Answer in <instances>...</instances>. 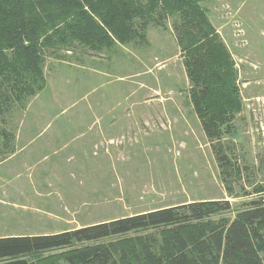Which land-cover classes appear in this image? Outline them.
<instances>
[{
	"label": "trees",
	"instance_id": "obj_1",
	"mask_svg": "<svg viewBox=\"0 0 264 264\" xmlns=\"http://www.w3.org/2000/svg\"><path fill=\"white\" fill-rule=\"evenodd\" d=\"M207 1L0 0V159L13 144L9 116L45 87L47 56L145 48L147 30H166L171 20L189 103L223 176L231 164L218 143L242 102L234 60L202 5ZM231 213L228 201L203 200L59 233L0 238V264H264V193L233 219ZM52 252L59 258L46 255Z\"/></svg>",
	"mask_w": 264,
	"mask_h": 264
},
{
	"label": "rangeland",
	"instance_id": "obj_2",
	"mask_svg": "<svg viewBox=\"0 0 264 264\" xmlns=\"http://www.w3.org/2000/svg\"><path fill=\"white\" fill-rule=\"evenodd\" d=\"M202 5L238 73L242 110L218 143L225 149L231 168L220 174L212 145L189 103L188 80L168 20L166 30L156 26L147 30L148 47L123 50L126 46H116L117 55L100 54L104 57L100 65L96 60L84 62L101 67L107 77L64 71L67 80L56 85V91L64 101L66 98V109L59 116L54 113L52 122L85 118L82 121L87 123L115 119L132 124L118 128L120 135L114 139H101V151L110 154L111 164L115 152L117 175L101 177L100 199H86L84 207H61L58 211L69 223L38 231L82 227L203 200L228 201L232 206L228 218L233 219L236 211L263 195L264 0H209ZM79 52L56 55L75 64L72 58ZM52 59L47 56L44 64L49 73ZM81 80L89 81L86 87L79 85ZM85 100L94 105L90 113L80 111L88 105ZM83 130L68 129L67 135ZM108 146L111 152L104 151ZM46 255L59 258L55 252Z\"/></svg>",
	"mask_w": 264,
	"mask_h": 264
},
{
	"label": "crops",
	"instance_id": "obj_3",
	"mask_svg": "<svg viewBox=\"0 0 264 264\" xmlns=\"http://www.w3.org/2000/svg\"><path fill=\"white\" fill-rule=\"evenodd\" d=\"M76 56L72 58L75 64L66 61L67 58L52 59V72L49 73L47 67L43 70L44 89L28 102L24 110H15L8 118V129L13 131L14 139L11 150L0 159V238L33 237L81 228L38 231L56 223H69L68 219H62L58 210L61 207H84L86 199H100L97 194L101 191V177L110 175L114 178L117 175L115 152H112L114 160L111 164L110 154L101 151V139H114L119 134L118 128L123 124L130 126L131 122L112 119L87 123L82 121L85 118L52 122L54 113L57 116L66 109V98L64 101L61 93L56 91V85L67 80L64 71L76 74L87 71V76H108L101 67L84 64L94 60L100 62L104 58L100 54ZM87 83L89 81L81 80L79 85L86 87ZM93 108L94 105L89 103L80 111L90 113ZM13 119H16L15 123ZM67 128L85 130L71 136L67 135L70 133ZM110 148L108 146L104 151L111 152ZM64 214H68V210ZM97 223L100 222L92 224Z\"/></svg>",
	"mask_w": 264,
	"mask_h": 264
}]
</instances>
